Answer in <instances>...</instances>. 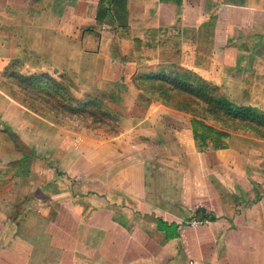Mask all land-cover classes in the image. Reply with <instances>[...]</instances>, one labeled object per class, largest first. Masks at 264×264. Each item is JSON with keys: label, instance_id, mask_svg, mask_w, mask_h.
<instances>
[{"label": "crops", "instance_id": "0c3cea01", "mask_svg": "<svg viewBox=\"0 0 264 264\" xmlns=\"http://www.w3.org/2000/svg\"><path fill=\"white\" fill-rule=\"evenodd\" d=\"M99 4L100 0H0L3 129L14 123L13 131L17 132L18 127L26 129L33 122L28 121L26 108L12 91H17L16 86L8 82L6 69L15 61L25 74L48 72L55 78L72 75L75 81L93 80L92 89L87 88L84 95L124 93L125 87L116 85L125 80L132 85L133 94L151 99L145 113L131 121L125 119L130 125L122 126L117 135L107 139L85 135L88 146L83 149L82 192L61 185L62 172L54 174L52 170L45 183L28 185L30 178L45 175L39 157H30L28 163L27 155H21L25 166L13 167L10 178L0 176V264H264V154L258 163L248 162L247 152L230 149L233 137L229 148L206 151L204 155L218 166H234L225 171L227 182L210 184L211 193L206 189L197 193L192 175L201 177L202 182L204 175L201 168H189L192 153L185 152L187 143L178 131L172 137L159 136L156 130L162 113L180 112L171 110L143 85L144 76L158 70L141 72L144 67L131 60L133 46L137 53L146 49L148 58L142 64H157L155 59L166 55L161 54L159 33H176L172 35L179 45L175 62L181 68L219 86L214 80H224L225 76L246 81L240 99L233 101L264 113V0H103L108 9L101 21L97 19ZM127 47L131 52L125 58ZM152 51L154 55L147 54ZM130 67L132 72H128ZM13 109L18 117L7 122L6 113ZM178 124L190 132L189 121V126ZM147 128L155 132L145 133ZM42 130L40 121L31 138L20 137L21 142L38 148L45 143ZM1 138L10 141L4 153L9 161L13 158L9 151L15 148L13 137L7 131ZM149 142L159 145L154 147L156 151H166L163 158L174 164L158 172L171 175L175 183L171 185L172 202L164 193L163 217H150L157 197V170L145 168ZM55 146L52 143L48 153L58 159ZM219 152H227V157ZM236 167L249 176L244 197L250 194L244 200L241 191H232L236 186L230 177L240 178ZM76 172L69 169L65 175ZM16 174L20 181L13 177ZM213 175L220 177L218 172ZM182 176H190V185H178ZM205 177L211 180L209 174ZM251 180L257 182L258 195L249 200L256 186ZM236 184L245 190V183ZM114 191L120 196H114ZM193 192L195 195L189 197ZM206 200H210V207ZM126 202L138 212L128 213ZM173 205L185 210L194 205L191 221H202V215L208 219L195 227L183 225V221L171 220L170 214L165 216ZM61 208L66 217L61 218Z\"/></svg>", "mask_w": 264, "mask_h": 264}, {"label": "rangeland", "instance_id": "374dc122", "mask_svg": "<svg viewBox=\"0 0 264 264\" xmlns=\"http://www.w3.org/2000/svg\"><path fill=\"white\" fill-rule=\"evenodd\" d=\"M103 6L105 9L107 8L105 5ZM159 35H158V38L160 39L159 42L156 41V43L155 42L154 43L157 44L158 42V44L160 45V48H162L161 54L162 55L166 54V55L162 58L155 59L159 61L157 62V64L149 63V64H152L150 66L149 64H142L141 61L144 58H148L146 55V51H145L146 49L137 53L136 50L133 49L134 47L133 46L131 47L132 50L134 51L132 54L131 60L135 61L137 66L144 67L141 70V72H153L154 70L157 71L163 68H169V69L171 68L180 69L181 68L180 64L178 62H175L176 60L178 61L179 59L178 57L179 45L177 41H175L177 38L176 39L172 38V35L177 36L176 33H170V32L165 31V32H160ZM133 39L135 40L137 38H133ZM143 40H146L147 41L146 43L148 45L149 40L146 36L144 37ZM152 41H155V38H152ZM131 42L132 41H130V43ZM131 48L130 47L126 48L125 50L126 52L123 57L127 58L126 56L128 55V53L131 52ZM152 48H155V47H152ZM153 52L154 51L150 53L147 52V54L154 55ZM20 70H22L21 67H20ZM115 70L117 71L118 69H115ZM133 70L134 69H131L130 67L128 72H132ZM68 77L67 78L66 77L57 78V80H59L60 82L62 81L63 82L62 84L66 86L67 94L73 95L74 97H77L79 99L83 97L84 98L87 97L83 93H86L87 92L86 90L88 89H92L90 87L93 84V80H82V81L76 80L78 82L77 84L73 78L74 76L72 77L71 75ZM214 81L220 84V86L218 85L221 88L220 92H222V94L229 100L232 99L231 101L233 103H235L233 100L238 101L240 99L242 95V89L246 82L244 80L227 79L226 76L224 80L216 79ZM8 82L11 83L12 86L14 87L12 81H8ZM114 82H117V81H114ZM118 82L120 84H117L116 86L118 88H121L122 86L125 87L126 92L124 90V93L121 92V93H118V95L114 94L113 96H109V95L107 96L104 94L105 96L103 95V97L105 98L106 106L109 108V110L116 114L118 118V125H119V131H120L122 129V126L130 125V122L124 123L126 121L125 119H128L129 121H131L132 119H135L137 116H142L145 113L147 105L151 99L147 100V98L145 97V94H141V93H139V95H137L136 93L133 94L132 93L133 87L131 84L127 85L128 81L122 80ZM208 82H211V81H208ZM15 88L17 91H14L12 89L11 90L15 94V97L20 101L19 103L26 108L28 112L27 115L29 116L28 121L30 122V119H33V122L28 123V126L26 129L23 127H18L17 132L13 131L14 123H11V127L7 129H3L5 124H0V135L4 136V134H6V132L8 131L9 135L13 137V139L11 140L13 144L11 145L15 147L9 151V155H13V158L8 161L7 159L9 158L5 157L4 153L6 149L9 148L10 141H5L2 138L0 139V176L3 175L7 178H10L11 177L10 173H13V171H15L13 167L20 168V167L25 166L24 161L20 159L24 155H27L28 163H29L30 157H34V158L39 157L41 158V162L43 163L42 166L44 168L45 175L42 177L36 176V177L30 178L29 181L27 182L28 185L36 184V183L39 184V182L45 183L48 179L51 178V170H52L54 171V174L56 172L58 173V171L59 173L62 172V175H60V180H59L61 182L60 183L61 185L66 186L67 189L69 188L68 186H72L73 191L75 192L78 191V193L82 192L83 191L82 157L84 153V150H83L85 147L84 145L86 144V140H87L85 135L91 136V137L96 136V138L98 139H107V138L113 137L112 136L113 134L109 133L108 129L105 126L100 127L98 126L99 125L98 123L97 124L92 123L91 118L89 117L85 118L83 116H75L73 114L68 113L63 107V104H64L63 101L59 102L60 99L57 98V96H54L51 94L52 96L48 95V96L40 97V95L29 93V92L23 94V92H21L17 87ZM147 88L148 87H146L145 89ZM155 93L159 95V92H155ZM171 95L174 97L175 103L186 105V102H191L185 95H181L179 93H172ZM157 99L159 100V98ZM241 102H239V104H241ZM196 106L197 104L195 105L192 104V107H196ZM167 107L171 108V110H177L173 106H167ZM177 112H180V113L178 114L172 111H168V113H162L163 118L160 119L159 124H156L157 125L156 130L158 132V135L175 137V133L177 134V131L180 133L182 139L185 141V143H187V150L185 152H187L188 155L192 153L191 155L188 156V159L190 162L189 168H192V169L201 168L202 174L204 175L203 182H202L201 177H198V176L194 177V175H192L193 181L195 180L196 182L197 193L201 194L205 189L210 192V188L212 184L220 185L221 181L227 182V176H226L225 171L229 169L230 167L233 168L234 165L220 164L221 166L220 167L217 164L213 163L212 159L204 155L206 151L208 152V151H213V150H206L205 152L198 151L194 143V140L192 139L191 130L190 132L189 130L188 132L187 130H185L184 132L183 129L178 124L180 122V124L182 123L183 125L185 124L186 126H189L188 124H186L188 123L189 117H191V115L193 114L194 115L196 114L192 112L189 113L186 111H181V110H178ZM171 113H173V115H176V116H172ZM119 115H120V118H119ZM165 115L167 118L164 117ZM17 117H18L17 109H13L12 111L6 113V121L7 119H10V118H12L10 121H14L15 119H17ZM175 117H178L179 120H177ZM121 119H122V123H121ZM40 121L43 125L42 136L43 138H45V143L39 144L37 148L35 144L29 145L24 142H21V138L22 139L31 138L32 130H34L36 126H40ZM215 126L219 128L229 129L231 131L230 136L233 137L232 140L234 142V146H232V148L230 146L229 147L232 151L247 152L246 159L248 162L252 160V164L254 162L258 163L259 161H261V156L262 154H264V137L260 136V134H256L251 128H248L244 125L237 124V123H231V122L228 123L226 121H220V122H216ZM147 129L148 130L145 131V133L153 134V131L155 132V129L153 131H151L149 128ZM112 131H114L113 128H112ZM27 135L28 137L25 138L24 136H27ZM52 143H54V146L55 145L57 146V149H58L57 151L60 153L58 159H53V158H50L51 156H49L48 152L50 151ZM156 145L157 144H154L153 142H149L148 145H146L145 150H147V153H146L147 156L144 158L146 162L144 163H145V168H148V169L155 168L157 170V173L155 175V180L157 179V183L155 187V191H157V197L155 200L156 203H155L154 210H153L154 212L151 213L150 217H153L155 215L163 217L164 216L163 204L165 205L164 193H166L168 200L172 202L173 191H172L171 185L172 183L173 184L175 183L171 175H168V174H167L168 176L158 175V172H159V169H163L166 166L174 167V164H171L172 161H167L163 158L166 151H163V150L156 151L157 148H154ZM86 146H88V144H86ZM129 146H127V148ZM157 146L159 147V145ZM234 148H238V150H235ZM129 152L130 151L127 150L125 154H128ZM219 153L221 156L224 155L223 156L224 159L227 157V152H224V154L222 152H219ZM7 154H8V151H7ZM167 155H170V154H167ZM185 155L186 154L183 152L182 157H185ZM19 159L21 162L17 161ZM38 162H40V160ZM76 162L77 164H75ZM33 164H35L34 161H33ZM222 167H224L225 170H223ZM69 169H75L77 172L74 173V175L68 177L67 175H65V172ZM192 169H189V171L193 174ZM235 169L238 171L240 178L237 177V179L235 180V177H230V182L232 186L233 185L236 186V188L232 187V191L235 190V193L237 191H241L243 194L241 195L243 200L247 199L250 192H248L247 197H244V196H246V189H247L246 184H247V179H249L248 173L245 171L243 173V171L241 169H238V167H236ZM217 172L220 174V177H218V179H216V176L214 177L213 175L214 173H217ZM205 174H209V177H211L210 181H208V179L205 177ZM186 175H187V172H186ZM13 177H16L17 180L20 181L21 176H19L18 174H16ZM189 177L190 176H182L178 180V185H186V186L190 185L187 181L189 180ZM10 180H13V179H10ZM217 180H220V181L218 182ZM238 182L241 184L245 183L246 185V186L244 185L245 190L240 185L236 184ZM251 182L256 186H253V194L251 195L249 200L254 199L258 195L257 182H255V180H251ZM113 195L120 196V193L114 191ZM194 195H195L194 192L189 193V197L190 196L193 197ZM199 199L203 201L202 197H200ZM126 201H128L127 198H126ZM204 202L208 203L209 207L211 206V204L209 203L210 200H206ZM129 204H130L129 202H126L125 206H128V207H124V209H126L128 213L138 212V211H135L133 207H131V205ZM112 207L115 209H121L120 207H117V206H112ZM193 207L194 205L192 207L191 205H189L188 210H185V209H181V207L179 206L178 208H176L173 205V207H171V211L166 213L165 216L169 217V214H170L171 220L178 219L179 221H183L182 222L184 223L183 225H188L191 222L190 219L193 215V210H194ZM59 213H60L61 218L66 217L67 215L66 210L62 208L59 209ZM80 224L82 225V223ZM168 226H170V224L166 225L165 227H168ZM159 227H163V225L160 223Z\"/></svg>", "mask_w": 264, "mask_h": 264}, {"label": "trees", "instance_id": "16d2710c", "mask_svg": "<svg viewBox=\"0 0 264 264\" xmlns=\"http://www.w3.org/2000/svg\"><path fill=\"white\" fill-rule=\"evenodd\" d=\"M107 9L103 6V0H100L97 9L98 21L103 20ZM20 67L21 65L15 61L6 71L9 73V79L23 94L29 92L40 97L57 96L59 102L63 101V107L68 113L91 118L92 123H98L100 127L105 126L112 136L119 133L118 118L106 106L103 95L88 93L85 94L87 97L79 99L68 95L63 82L48 72L25 74L20 72ZM142 83L149 86L151 92H159L157 97L167 106L196 114L191 115L188 121L198 151L229 148L231 131L216 127L215 123L220 121L244 125L264 137V113L250 105L231 102L220 92L221 88L218 85L206 81L189 69L163 68L146 74ZM172 93L185 95L191 102H186V105L175 103ZM192 104L197 106L192 107ZM207 219V216L202 215L199 220Z\"/></svg>", "mask_w": 264, "mask_h": 264}, {"label": "built area", "instance_id": "2783aa9c", "mask_svg": "<svg viewBox=\"0 0 264 264\" xmlns=\"http://www.w3.org/2000/svg\"><path fill=\"white\" fill-rule=\"evenodd\" d=\"M103 28H105V26H102V29H103ZM204 222H206V220L199 221V222H198V221H195V220H193V221H191V222H190V224H189V225H190L191 227H195L197 224L204 223Z\"/></svg>", "mask_w": 264, "mask_h": 264}]
</instances>
